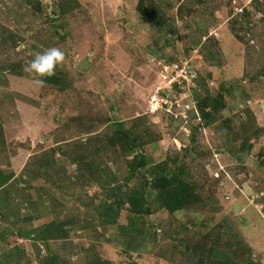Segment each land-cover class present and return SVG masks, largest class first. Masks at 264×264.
<instances>
[{
    "label": "rangeland",
    "instance_id": "1",
    "mask_svg": "<svg viewBox=\"0 0 264 264\" xmlns=\"http://www.w3.org/2000/svg\"><path fill=\"white\" fill-rule=\"evenodd\" d=\"M151 1L158 8L159 0ZM192 1L181 6L183 16L190 18L186 9ZM194 1L195 10L186 20L187 24L181 22L167 29L162 21H175L178 14L159 9L161 23H150L140 17L139 0H64L69 7L66 12L60 10L58 0H43V21L38 23L34 18L29 19L34 9L24 5L22 0H6L13 15H20L15 18L27 25L18 27L0 16V22L18 35L21 44L16 53L9 46H0V121L4 124L8 146L5 149L0 138V163H6L8 154L12 155L24 142L30 143L29 139L47 138L50 143L58 136L70 139L71 135L98 129L100 121L94 119L102 117L109 118L111 123L125 119L128 121L126 127L130 128L133 116H144L146 127L160 137L161 146L153 153V144L148 142L138 152H145L154 161L179 154L182 161L177 165L187 167L197 184L212 185L215 197L208 203L209 208L220 209L217 217L230 214L236 225H247L243 232L253 238L249 239V244L255 246L253 252L259 255L256 258H264V201H259L264 197V11L250 17L247 7L251 0H211L210 3L218 8L216 12L223 6L226 8L221 16L231 19L227 23L230 31L224 26L214 34L218 40L212 37L202 42L195 22L199 21L197 17L202 11H208L205 7L198 8L202 6L200 0ZM148 31L154 34H147ZM191 34L196 36V41L190 46ZM237 35L241 39H237ZM163 38L174 40L173 49L177 53V60L170 65L168 73L171 75L176 70L173 66L179 65L186 67L189 76L185 88L172 86L169 96L161 95L174 103L176 118L164 109L154 115L149 112L158 88L167 87L161 76L165 63L159 64L154 56V50L166 47L163 41L156 47L154 39ZM24 43H29V47H57L68 51L66 62L72 68L61 84L45 81L43 86H37L31 79L16 78L7 72L8 68H4L7 61H19L30 53ZM193 45L195 48H191ZM87 57L92 65L85 68ZM197 79H206L210 95L223 96L226 108L223 114L232 117L233 123L238 124L239 119L247 117L255 119V128L243 145L235 149L220 147L225 138L224 134L220 135L221 124L202 125L196 138L201 141L199 147L211 151V156L184 155L186 146L191 145L194 128L200 124L195 93L201 87ZM231 82L238 86L236 90H232ZM200 94L204 95L203 90ZM111 127L113 123L107 127L113 131ZM198 209L202 211L199 217L202 223H207L206 230H213V225L221 218L215 220L210 210ZM246 249L242 246L234 251L235 257L242 256ZM209 264H216L214 258Z\"/></svg>",
    "mask_w": 264,
    "mask_h": 264
},
{
    "label": "crops",
    "instance_id": "2",
    "mask_svg": "<svg viewBox=\"0 0 264 264\" xmlns=\"http://www.w3.org/2000/svg\"><path fill=\"white\" fill-rule=\"evenodd\" d=\"M5 1L0 0L2 20L18 27L26 26L27 22L18 19L19 14L14 16ZM22 1L34 9L29 19L42 22L43 0ZM189 1L159 0V9L178 14L175 21H162L167 29L181 22L187 24L186 20L193 16L195 1L186 9L190 18L183 16L180 9ZM200 1L202 6L198 8L205 7L209 13L202 11L195 22L202 42L212 37L217 39V31L224 26L230 31L227 23L231 19L221 16L226 8L223 6L216 12L218 8L211 0ZM249 3L250 17L264 11V0ZM151 33L154 34L147 32ZM162 41L166 47L154 50L156 61L174 64L177 60L174 40L154 39L156 47ZM195 41L196 36L191 34L189 44ZM32 48L36 49L34 53L45 50L34 45ZM63 52L64 64L57 67L53 77L45 78L50 83L61 84L72 68L66 62L68 51ZM91 65L87 57L85 68ZM229 84L232 90L238 88L235 83ZM118 122L126 126L128 121ZM108 126L105 122L98 129L71 135L70 139L58 136L53 143L47 138L29 139L30 143L26 141L12 155L8 154L9 163H0V168L14 172V177L0 187V264H209L212 258L216 264H264V258H256L259 255L253 252L255 246L250 245L249 239L253 238L243 232L247 225H236L232 215L217 217L220 211L216 212L215 220L221 219L213 225V230L207 231V223L199 218L200 209L193 212L165 209L160 194L150 186L156 175L154 168L160 171L165 160L154 161L145 152L139 153L138 149L144 146L131 151L126 141L115 139L116 129L110 131ZM151 133L148 142L153 144L152 152L157 153L160 137L152 130ZM135 134L141 136L142 130L138 133L135 130ZM140 154L146 161H142ZM193 214L199 216L191 217ZM242 246L247 248L246 252L235 257Z\"/></svg>",
    "mask_w": 264,
    "mask_h": 264
},
{
    "label": "trees",
    "instance_id": "3",
    "mask_svg": "<svg viewBox=\"0 0 264 264\" xmlns=\"http://www.w3.org/2000/svg\"><path fill=\"white\" fill-rule=\"evenodd\" d=\"M58 1H59L58 4L60 6V10L66 12L69 9L68 4L64 3V0H58ZM258 1L261 2L262 0L261 1L258 0ZM180 10H182V8ZM159 11H160L159 8L155 7L153 1L139 0L138 12L140 13L141 19L147 20L150 23H154V22L158 23L160 18ZM41 14L42 16H44V10H42ZM0 36L2 38L0 39V46L1 45L9 46L12 52L16 53L15 51H17L18 46L21 45L19 44L20 38L18 37V35H15L13 32H11L10 28H8L7 26L6 28L2 26L1 22H0ZM236 38L241 39L238 35L236 36ZM214 44L217 45V41L216 42L214 41ZM23 46L27 49L26 51L30 53H28V55L24 56V58L19 61L16 62L7 61L6 67L4 68L5 69L8 68L7 72H9L13 77L21 78V79L23 78L26 80L28 79L33 80V78L29 74L25 73L22 69L23 66L32 59L31 53L33 54L34 51H36V49L35 48L30 49V47L32 46L29 47V43H24ZM208 58H209L208 60L211 61V58L209 56ZM170 65L172 64L167 63L164 66L170 67ZM45 81L50 82V79H45ZM196 81H197L196 82L197 85L201 87V89L197 90V92L195 93L196 104L199 105V109H200L199 116L201 117H197L200 120V124L194 128L191 136L192 146L191 145L186 146V148L184 149V155H187L188 153H197L199 158H201L202 155L204 154H209L211 156L212 154L211 151L199 147L201 141L199 138H196L197 136L196 134L202 129V125H204L205 127H210L218 123L221 124L220 135L222 137L224 134L225 138L222 142H220L219 145L220 147L226 146L228 148L233 147L235 149L236 146L243 145L245 138L250 136L251 130L255 128L256 125L255 119L253 117L252 118L247 117V119H239L238 124L233 123L232 117H226L223 114V110L226 109L225 103L223 102V96L219 95L217 97H214L210 95L207 87L206 79H197ZM175 87L179 88L178 85H175ZM201 90H203V94H204L203 96L200 94ZM161 93H159L160 97L161 95L165 96L164 91H161ZM169 114L171 117H175V113L172 112ZM193 118L196 117H192V119ZM145 119L146 118L144 116H139L135 118L130 128H124L126 127L124 123H119V122L118 123L115 122V124L113 123V127L111 128L116 129L117 136L115 137V139L126 141L127 146L133 152L137 150L140 146H146L147 142L151 140L152 133L151 130L146 127L147 126L146 122L142 124V121ZM105 122H108L109 126L112 125L110 119L107 117H102L100 119L99 124H103ZM140 129L142 130V134L141 136H138V134H135V130L138 133ZM0 138L3 147H5V149H8L4 124L1 121H0ZM138 141L140 142V144L137 143ZM251 147L252 145L250 146V149ZM243 152H245V150H243ZM139 156L142 158V161L143 160L146 161L144 155H139ZM181 161H182L181 156L179 154H176L173 157L170 156L167 159H165L164 166L160 167L159 169L160 171H158L157 169L158 167H155L153 170L154 174L156 175H154V177L151 179L150 186L152 187V189L158 191V193L160 194L162 202L164 203V208L172 212L174 210H180V209L181 210L188 209L189 211L192 212L199 211L198 209L199 207H201L203 211L204 209H208L213 214L220 211L219 208H217L215 211V208L211 207L210 209L208 206V203H210L211 199L215 197L213 195L214 193L212 192V185L197 184L196 181L194 180L195 177L193 176V173L189 172V170H187L188 169L187 167L184 166L179 167L177 165ZM6 162L9 163L8 160ZM172 166H175V168H172ZM13 177H14V172L11 169L8 170V169L0 168V187H2L4 184L10 181ZM142 201L144 202L143 197H142ZM259 201H264V197H261ZM131 207H132V211L134 212L135 205L133 204ZM147 214H149L148 211Z\"/></svg>",
    "mask_w": 264,
    "mask_h": 264
},
{
    "label": "clouds",
    "instance_id": "4",
    "mask_svg": "<svg viewBox=\"0 0 264 264\" xmlns=\"http://www.w3.org/2000/svg\"><path fill=\"white\" fill-rule=\"evenodd\" d=\"M65 62V53L60 50L57 47H52V48H48L45 49L42 52H35L32 54V59L30 61H28L24 66H23V71L27 74H29L32 78H33V82L37 85V86H43V84L45 83V78H51L55 75L56 69L58 66H62ZM165 67V66H164ZM164 86V85H163ZM162 87V86H160ZM169 90L168 88L160 90L158 92V95L161 91H164L165 96H169ZM155 95V94H154ZM164 100H167L168 102L173 103L172 101L161 97ZM173 107H174V103H173ZM165 110L167 111L166 106H164L161 110ZM161 110L152 113L149 109L150 114H156L158 112H160ZM173 112V108L171 110L172 113ZM176 118V116H175ZM187 122V121H185ZM186 132V130H185Z\"/></svg>",
    "mask_w": 264,
    "mask_h": 264
},
{
    "label": "built area",
    "instance_id": "5",
    "mask_svg": "<svg viewBox=\"0 0 264 264\" xmlns=\"http://www.w3.org/2000/svg\"><path fill=\"white\" fill-rule=\"evenodd\" d=\"M261 1V0H260ZM173 67H176V70L173 71V73L170 75L168 72L170 70V67L165 66L163 68V73L162 77H164V80H166V88H170L172 86L178 85L181 89L185 88L186 85H188L187 81L189 79L188 73H186L185 68H181L179 65H175ZM175 72V74H174ZM165 87H159L158 92L160 90L166 89ZM158 92L152 97L151 100V107L150 111L152 113H155L159 110H161L164 106H166L167 111L171 112L173 108V103L168 102L167 100L162 99L159 95Z\"/></svg>",
    "mask_w": 264,
    "mask_h": 264
}]
</instances>
